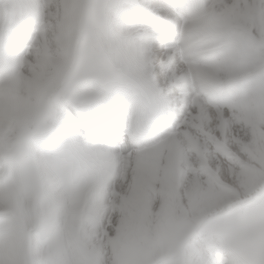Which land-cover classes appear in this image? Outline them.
<instances>
[{
	"label": "clouds",
	"instance_id": "obj_1",
	"mask_svg": "<svg viewBox=\"0 0 264 264\" xmlns=\"http://www.w3.org/2000/svg\"><path fill=\"white\" fill-rule=\"evenodd\" d=\"M109 3L0 0V40L19 46L20 67L27 68L7 79L38 78L45 85L22 116L0 112V184H23L28 206L34 192H43L36 264H117L133 243L146 264L264 260V202H257L246 180L256 175L264 185V139L245 143L226 135L242 131L253 116L264 117V34L251 36L243 22L258 0L226 10L205 9L201 0L188 34H198L196 47L203 51L172 46L159 89L178 115L188 110L182 121L188 127L181 139L167 141L175 181L150 193L147 223L134 240L123 230L107 238L113 219L121 228L126 215L127 157L117 153L71 170L67 163L74 133L65 118L82 98L115 90L127 70L123 41L131 27ZM221 157L235 192L220 179ZM209 236L211 251L196 247L197 237Z\"/></svg>",
	"mask_w": 264,
	"mask_h": 264
},
{
	"label": "snow or ice",
	"instance_id": "obj_2",
	"mask_svg": "<svg viewBox=\"0 0 264 264\" xmlns=\"http://www.w3.org/2000/svg\"><path fill=\"white\" fill-rule=\"evenodd\" d=\"M200 3L201 0H110L107 6L120 12L131 27L123 41L127 70L118 78L115 90L82 98L75 112L65 118L71 121L74 133L67 156L70 170L119 153L129 161L125 183H130L131 162L137 154L156 149L161 162L167 164V141L170 136L182 138L188 127L182 123L188 110L178 115L161 94L158 81L160 73L168 66L173 45L190 49L192 54L203 51L196 47L198 34H188L190 18H194V10ZM252 3L253 0H203V7L246 9ZM258 3L259 7L246 15V26L253 37L264 34V0H258ZM21 55L18 45L0 40V80L7 79L17 70L27 72L26 67H20ZM176 58L179 59V56ZM206 86L211 87L210 84ZM192 111L195 113L194 109ZM224 115H231L227 108ZM239 127L242 128L239 133L236 128L230 135L226 133L228 139L242 137L245 143H257L264 139V117L252 119L246 126L241 124ZM215 136L219 138L220 132L217 131ZM226 167L227 162L221 157L220 179L228 191L235 192L232 182L227 180ZM119 179L118 171L116 180ZM249 191L257 202H264V185L258 184ZM153 212L159 215L156 208ZM15 223L13 213H0V237L6 239ZM118 232L119 227L113 219L112 226L107 229V238L116 236ZM195 244L197 248L211 251L213 240L211 236L197 237ZM201 264L207 262L202 260ZM256 264H264V260L258 257Z\"/></svg>",
	"mask_w": 264,
	"mask_h": 264
},
{
	"label": "bare ground",
	"instance_id": "obj_3",
	"mask_svg": "<svg viewBox=\"0 0 264 264\" xmlns=\"http://www.w3.org/2000/svg\"><path fill=\"white\" fill-rule=\"evenodd\" d=\"M246 24V16L244 21ZM51 54H48L50 57ZM47 58L43 62H46ZM42 79H32L21 77L19 80L4 79L0 80V112L6 113L9 117H17L16 111L22 116L29 107L31 95H39L44 90ZM14 98V99H13ZM13 99V100H11ZM15 102L18 103L15 105ZM259 116H253V119ZM147 150L137 154L131 162L132 179L129 183L130 188L124 201L125 219L122 221L119 231L130 227L139 228L147 223L145 210L148 207V197L153 190H163L165 185H171L175 181V170L173 160L167 156V164L161 162L159 152ZM129 168V161H125V169ZM0 213L10 212L16 208V213H20L21 220H28L24 214L33 212L34 207H39L42 211V190L34 192L30 206L24 201V186L21 183L0 184ZM41 208V209H40ZM136 218L133 220V213ZM25 217V218H24ZM132 219V220H130ZM25 220V221H26ZM16 222L15 224H17ZM12 227L7 238L0 237V264H16V260H23L22 236L20 226L17 224ZM6 256V259L4 258ZM34 256V245H33ZM15 257V258H14Z\"/></svg>",
	"mask_w": 264,
	"mask_h": 264
},
{
	"label": "rangeland",
	"instance_id": "obj_4",
	"mask_svg": "<svg viewBox=\"0 0 264 264\" xmlns=\"http://www.w3.org/2000/svg\"><path fill=\"white\" fill-rule=\"evenodd\" d=\"M17 104L18 103L15 102V105ZM16 116L19 117L21 115L19 114V112L16 111ZM246 180H247V183L252 187H255L256 185H258V177L256 175H248L246 176ZM167 207H168L167 201H164L161 205L160 213L164 214L167 210ZM38 208H39L38 206L34 207L32 209L33 212H26L24 214L26 218L28 217V220L25 219L26 221L21 220L20 213L19 214L16 213L15 206L11 210V213H13L16 217V222H18L17 224L20 226L21 236H22L23 251L21 252L23 254V260L22 261L16 260V264H36L35 258L33 256V245L35 244V233L37 231V228L39 227L40 217L42 214V211H39ZM3 212L4 211L1 210V213ZM132 213H133L132 219L134 220L136 216L134 212ZM143 228H144V225H142L139 228H135V229L133 227H130L123 231L125 232L126 236L129 238V240H134L135 236L139 234L143 230ZM130 261L132 262V264H146L145 257L143 256L141 251L136 247L134 243L130 244L126 253L118 258L117 264H130Z\"/></svg>",
	"mask_w": 264,
	"mask_h": 264
}]
</instances>
